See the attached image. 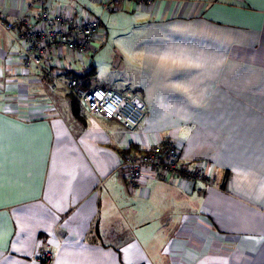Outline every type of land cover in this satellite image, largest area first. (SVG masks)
Here are the masks:
<instances>
[{
	"label": "crops",
	"instance_id": "1",
	"mask_svg": "<svg viewBox=\"0 0 264 264\" xmlns=\"http://www.w3.org/2000/svg\"><path fill=\"white\" fill-rule=\"evenodd\" d=\"M102 1L43 0L101 16L87 53L56 46L49 72L0 24V264H264V0ZM29 2L0 0V21L37 22ZM69 77L144 118L74 113ZM169 142L216 184L146 170L128 186L120 150Z\"/></svg>",
	"mask_w": 264,
	"mask_h": 264
},
{
	"label": "built area",
	"instance_id": "2",
	"mask_svg": "<svg viewBox=\"0 0 264 264\" xmlns=\"http://www.w3.org/2000/svg\"><path fill=\"white\" fill-rule=\"evenodd\" d=\"M155 0H103L101 13L115 11L123 8L125 2H132L138 6L152 4ZM40 8L37 22L25 18L15 21H0L6 31L19 30L15 37L22 54L27 61L49 72L45 61L54 52L56 46L66 49L78 50L81 53L88 51L92 40L101 25V16L89 15L77 19L51 12L44 8L43 0H30L25 5L26 10ZM65 91L74 98L82 107L86 116L103 120L115 119L124 127L133 130L140 124L145 115V110L138 100L125 97L111 88L84 87L73 77L62 82ZM121 167L125 172L126 184L134 186L143 178L146 170L152 175L160 176L167 173L180 176L190 181H199L205 185L216 184V175L207 165L199 162H182L177 146L173 142L166 144L156 143L142 152L132 153L120 150ZM54 258L51 250H42L37 259L41 264L50 263Z\"/></svg>",
	"mask_w": 264,
	"mask_h": 264
},
{
	"label": "trees",
	"instance_id": "3",
	"mask_svg": "<svg viewBox=\"0 0 264 264\" xmlns=\"http://www.w3.org/2000/svg\"><path fill=\"white\" fill-rule=\"evenodd\" d=\"M68 95H69V94H68ZM69 96H70V95H69ZM70 97H71V96H70ZM71 100H72V102H71L70 104H71V106H72V110H73L74 113L77 114V109H78L77 107H80V106H79V104L76 103L77 101L74 100V98L71 97ZM195 162H198V161H195Z\"/></svg>",
	"mask_w": 264,
	"mask_h": 264
},
{
	"label": "rangeland",
	"instance_id": "4",
	"mask_svg": "<svg viewBox=\"0 0 264 264\" xmlns=\"http://www.w3.org/2000/svg\"><path fill=\"white\" fill-rule=\"evenodd\" d=\"M97 34V33H96ZM96 36V35H95ZM75 100V99H74ZM80 106V105H79ZM80 108L82 109V107L80 106ZM215 175H216V172H215ZM216 178H217V176H216ZM216 183V182H215ZM204 184H206V183H204ZM44 264V263H43ZM46 264H48V263H46Z\"/></svg>",
	"mask_w": 264,
	"mask_h": 264
}]
</instances>
